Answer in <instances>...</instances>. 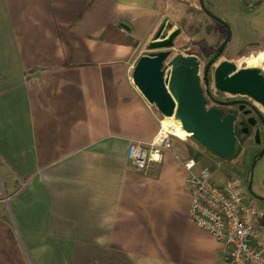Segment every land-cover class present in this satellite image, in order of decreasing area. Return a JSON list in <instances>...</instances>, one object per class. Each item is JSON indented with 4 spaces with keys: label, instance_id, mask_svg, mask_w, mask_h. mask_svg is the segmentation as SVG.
<instances>
[{
    "label": "crops",
    "instance_id": "crops-1",
    "mask_svg": "<svg viewBox=\"0 0 264 264\" xmlns=\"http://www.w3.org/2000/svg\"><path fill=\"white\" fill-rule=\"evenodd\" d=\"M169 1L0 0V264H230L188 219L192 157L126 158L159 129L132 73Z\"/></svg>",
    "mask_w": 264,
    "mask_h": 264
},
{
    "label": "water",
    "instance_id": "water-1",
    "mask_svg": "<svg viewBox=\"0 0 264 264\" xmlns=\"http://www.w3.org/2000/svg\"><path fill=\"white\" fill-rule=\"evenodd\" d=\"M199 2L201 9L225 29V37L206 62L202 75L195 53L178 51L171 54L180 29L173 28L163 33L164 23L148 43L149 52L141 55L134 65L132 81L162 116L174 115L189 137L203 148L226 159L238 150L240 144L234 130L236 116L233 113L224 114L223 109L215 106L207 107V97L212 98L213 90L231 95L240 94L251 97L264 109V75L259 66L238 68L228 59L216 62L230 40V30L226 21L204 6L203 0ZM211 64L213 86L208 75ZM255 163L256 160L251 163V175ZM251 183L250 178L248 189H251Z\"/></svg>",
    "mask_w": 264,
    "mask_h": 264
},
{
    "label": "rangeland",
    "instance_id": "rangeland-1",
    "mask_svg": "<svg viewBox=\"0 0 264 264\" xmlns=\"http://www.w3.org/2000/svg\"><path fill=\"white\" fill-rule=\"evenodd\" d=\"M185 1L190 3L188 5L192 8L183 3L180 6L183 14L175 16L174 19L176 20L166 21L163 33H167L173 28H179L180 33L174 40L171 54L178 51H190L195 53L198 59L203 61L209 53L221 44L223 36L225 35V29L201 9L199 0H194L193 2L191 0ZM209 1L203 0L204 6L226 21L230 30V40L218 56L216 62L228 59L233 61L238 68L250 66L243 62V58L260 51L264 52V49H261L259 44L261 39L260 35L264 31V0ZM169 3V9L173 11L176 1L170 0ZM246 48L252 49L247 50ZM204 66L203 62H201V75ZM211 85L213 86V83ZM171 147H180L182 151H185L184 153L186 155L194 158L197 163L196 168L201 169L203 166L209 167L213 171L214 180L219 183L232 176L245 179L244 170L250 165V158L244 152L246 147L226 159L220 158L214 153L201 148L189 136L185 138L172 137ZM170 148L165 149L164 152ZM252 175V190L257 191L259 195L264 197V153L262 158L255 164ZM246 195V203H254L264 211L263 199L255 198L247 190ZM258 223L261 229L259 243L264 244V215L259 218Z\"/></svg>",
    "mask_w": 264,
    "mask_h": 264
},
{
    "label": "built area",
    "instance_id": "built-area-1",
    "mask_svg": "<svg viewBox=\"0 0 264 264\" xmlns=\"http://www.w3.org/2000/svg\"><path fill=\"white\" fill-rule=\"evenodd\" d=\"M165 118L180 123L174 115L162 116L158 132L151 141H132L127 147V160L143 174L148 173L152 162L162 159L164 150L171 147L172 137H179L163 123ZM195 165L194 158L184 161L190 194V222L222 245L224 258L230 264H264V244L259 243L258 223L264 211L254 203L245 202V180L232 176L219 183L209 167L195 171Z\"/></svg>",
    "mask_w": 264,
    "mask_h": 264
},
{
    "label": "flooded vegetation",
    "instance_id": "flooded-vegetation-1",
    "mask_svg": "<svg viewBox=\"0 0 264 264\" xmlns=\"http://www.w3.org/2000/svg\"><path fill=\"white\" fill-rule=\"evenodd\" d=\"M216 49L209 53L206 58L201 61L199 60V68L201 67V62L203 65L213 56ZM200 72V69H199ZM212 72L213 64L210 65L209 69V80L212 83ZM264 75V71L262 69ZM224 102L223 104L220 103ZM207 107L215 106L223 109V113H233L236 118L234 120V130L240 141L239 148L237 152H240L244 147V151L250 158V165L247 167L245 172V183L246 190L249 191L255 198L262 199L263 197L255 190L247 188V182L252 179L251 175V163L253 160L259 161L264 153V109L260 103L252 99L251 97L244 95H231L226 92H221L217 90L212 91V98L207 97ZM246 145V146H244ZM255 163V164H256ZM264 200V199H263Z\"/></svg>",
    "mask_w": 264,
    "mask_h": 264
},
{
    "label": "bare ground",
    "instance_id": "bare-ground-1",
    "mask_svg": "<svg viewBox=\"0 0 264 264\" xmlns=\"http://www.w3.org/2000/svg\"><path fill=\"white\" fill-rule=\"evenodd\" d=\"M243 60L250 66H263L264 68V52L260 51L256 54H251L243 58ZM163 123L180 138L188 136V132L182 128L180 123H173L171 118H165Z\"/></svg>",
    "mask_w": 264,
    "mask_h": 264
},
{
    "label": "trees",
    "instance_id": "trees-1",
    "mask_svg": "<svg viewBox=\"0 0 264 264\" xmlns=\"http://www.w3.org/2000/svg\"><path fill=\"white\" fill-rule=\"evenodd\" d=\"M215 21V20H214ZM225 35L223 36V39H224ZM195 142V141H194ZM197 143V142H196ZM198 144V143H197ZM199 145V144H198ZM201 148H203L201 145H199ZM205 149V148H204ZM207 150V149H206ZM209 151V150H208ZM209 152H212V151H209ZM213 153V152H212ZM237 154V151H235L233 154ZM216 155V154H215Z\"/></svg>",
    "mask_w": 264,
    "mask_h": 264
}]
</instances>
